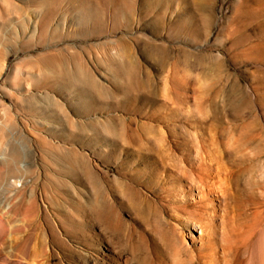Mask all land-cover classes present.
Here are the masks:
<instances>
[{
    "label": "rangeland",
    "instance_id": "obj_1",
    "mask_svg": "<svg viewBox=\"0 0 264 264\" xmlns=\"http://www.w3.org/2000/svg\"><path fill=\"white\" fill-rule=\"evenodd\" d=\"M149 128H213L230 153L220 180L178 161L199 208L159 199L192 256L264 264V0H0V264H132L87 202L148 232L121 185L153 172L123 140Z\"/></svg>",
    "mask_w": 264,
    "mask_h": 264
},
{
    "label": "bare ground",
    "instance_id": "obj_2",
    "mask_svg": "<svg viewBox=\"0 0 264 264\" xmlns=\"http://www.w3.org/2000/svg\"><path fill=\"white\" fill-rule=\"evenodd\" d=\"M54 75L55 74H53V76ZM48 80V78L44 79L45 82H48ZM196 108L198 111L203 110L200 103ZM217 136H219V134H217ZM217 136L213 128L207 132L196 129L194 132L190 133L170 130L166 132V135L165 133H158L149 128L148 131L143 130L140 133L132 132L124 134L123 140L127 143L133 144L135 147L133 150V157L137 160L145 161L146 164L153 166V172H145L141 169L132 171L130 173L131 178L121 185V193L123 196L122 204L130 209L132 215L134 216L135 223H142L148 226V232H145V234L140 233L135 229V227L133 228L132 226L124 223L119 218L117 206L107 199L99 200L96 194L91 201L87 202V206L96 212L103 213L107 229L109 230L111 236L115 239L118 245V250L120 252L129 253L132 264H167L168 257L172 258L174 264H201L197 258L192 256L191 250L186 247L187 245H184L179 229L171 225L163 218L162 213L164 210L160 208L161 203L159 204V201L163 200L159 199L162 195H166L167 198L181 196L180 199L176 198L167 201V204L171 207L175 205V211L177 212L187 213L189 208L197 209V206L199 208L202 201L207 198V192L205 191L206 188L202 189V187L200 190L198 188L199 195L196 194L198 196L197 201L189 198V192H191L190 187H192L191 183H193L194 177H192L191 171L182 167V164L180 165L178 161H189L191 156L197 160L196 162L198 163L199 169H203V167H205L204 170L208 176L207 178L214 176L220 180L223 174H226L227 176L234 175L231 172L232 170L226 171L219 166V163L222 162L223 158H225V156H230V153L222 154L217 151V147L215 146L216 140L218 139ZM173 139L178 140V145H176L177 147H175L174 143H172ZM176 149L178 150L176 151V153L178 152V155L175 153ZM212 162L217 165L213 166ZM124 166L129 165L124 163ZM223 168L225 167L223 166ZM159 173L164 174L163 179L161 178V182H157L156 179V176ZM173 175L177 176L176 180L180 182L184 181L188 184L186 190L184 189L185 187H176L178 184L176 181L175 186L174 184L166 185L168 184L167 182L169 177H173ZM143 177L145 179H143ZM233 181L236 183L237 176H233ZM225 182L226 181L222 182V184ZM136 185H142L145 190L151 194V196L138 189ZM205 185L207 186V183ZM225 185L222 186L224 189ZM93 192L96 193L94 189ZM92 194L94 195V193ZM100 194L102 195V193ZM220 198L223 199L222 197ZM212 202L213 201H211V204ZM225 264H227V262Z\"/></svg>",
    "mask_w": 264,
    "mask_h": 264
}]
</instances>
